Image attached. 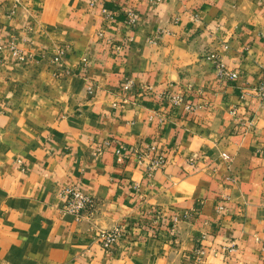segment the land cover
Instances as JSON below:
<instances>
[{
    "label": "crops",
    "instance_id": "crops-1",
    "mask_svg": "<svg viewBox=\"0 0 264 264\" xmlns=\"http://www.w3.org/2000/svg\"><path fill=\"white\" fill-rule=\"evenodd\" d=\"M0 40V264H264V0H8Z\"/></svg>",
    "mask_w": 264,
    "mask_h": 264
},
{
    "label": "built area",
    "instance_id": "built-area-1",
    "mask_svg": "<svg viewBox=\"0 0 264 264\" xmlns=\"http://www.w3.org/2000/svg\"><path fill=\"white\" fill-rule=\"evenodd\" d=\"M8 0H0L1 5H4L7 3ZM16 3L21 2V0H14ZM90 3L93 5L95 0H89ZM154 3H163L164 0H152ZM125 23L126 26L129 29H134L137 24V18L133 13H129L125 17ZM5 46L0 40V65L2 64V58L1 54L5 50ZM9 50H11L16 56H18L19 52L16 50L14 45H10ZM70 50L68 48H61L58 51L57 56L53 59L52 64L55 67H59L62 63V59L68 55ZM217 73L218 78L222 81H235L239 78V75L236 72H230L228 71L222 64L217 65ZM255 96L258 97L260 100H264V79L258 84L257 87L254 89ZM172 102L174 104H178L182 102V99L180 97H173ZM189 109V108H187ZM103 152L102 148L97 149L98 155H100ZM116 157L118 158V161H122L124 158V150L118 149L116 152ZM225 159H227L226 155H223ZM166 163V159L163 155H156L154 158L152 164L153 167H162ZM60 197L64 200V211L72 216H74L77 220L82 219L84 216L86 217H92L96 212V205L88 197L82 188L78 185H69L67 187H64L60 192ZM218 214L222 215L224 212V207L218 208ZM180 222V217H174L171 220V227L172 232H175V228H177L178 223ZM122 238V231L119 228H116L112 231H106V232H100L98 235V242L101 245V247L105 251H111L113 250L120 242ZM215 255L217 254H234L236 253V247L234 245H229L226 247L221 248L220 250L214 252ZM204 255V251L198 250L195 255V261H198L201 259V257Z\"/></svg>",
    "mask_w": 264,
    "mask_h": 264
}]
</instances>
